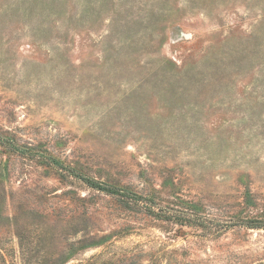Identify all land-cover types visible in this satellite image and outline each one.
<instances>
[{
	"label": "rangeland",
	"instance_id": "374dc122",
	"mask_svg": "<svg viewBox=\"0 0 264 264\" xmlns=\"http://www.w3.org/2000/svg\"><path fill=\"white\" fill-rule=\"evenodd\" d=\"M0 134V264H264V0H0Z\"/></svg>",
	"mask_w": 264,
	"mask_h": 264
},
{
	"label": "trees",
	"instance_id": "16d2710c",
	"mask_svg": "<svg viewBox=\"0 0 264 264\" xmlns=\"http://www.w3.org/2000/svg\"><path fill=\"white\" fill-rule=\"evenodd\" d=\"M0 145L6 147L7 149H9L10 151H13V152H17V153H21V154H24V153L28 154V153H26V151H25L26 149H24L23 146L17 144L12 138H10L6 135L0 134ZM32 154L33 153H31V156L37 155V154H33V155ZM49 160H51L53 163L58 162L56 159H49ZM84 180L88 183V185H90L92 187H95V188L101 189V190H105V191L108 190L93 180H90V179L85 178V177H84ZM108 192H112V191H108ZM261 224H263L262 221H258L257 224H253V225H249V226L260 227Z\"/></svg>",
	"mask_w": 264,
	"mask_h": 264
}]
</instances>
